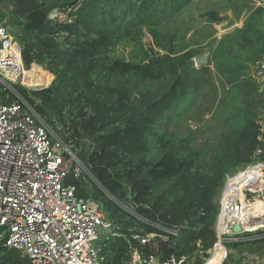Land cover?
<instances>
[{"label": "trees", "instance_id": "1", "mask_svg": "<svg viewBox=\"0 0 264 264\" xmlns=\"http://www.w3.org/2000/svg\"><path fill=\"white\" fill-rule=\"evenodd\" d=\"M193 1L0 0V23L19 43L24 68L35 64L54 76L40 90L15 91L90 174L69 173L64 184L75 185L78 198H92L118 227L119 236L100 246L101 264H129L133 249L159 261L203 264L216 244V197L225 177L264 160V92L252 75L264 64V9L215 41L207 65L196 69L200 50L179 52L160 32ZM205 15L219 22L215 12ZM145 31L160 52L144 47ZM119 46L142 59L116 56ZM204 87L213 99L222 92V121L207 137L188 125ZM149 234L156 237L145 245L132 237ZM252 244L264 251V239ZM0 264L30 262L0 246Z\"/></svg>", "mask_w": 264, "mask_h": 264}, {"label": "built area", "instance_id": "2", "mask_svg": "<svg viewBox=\"0 0 264 264\" xmlns=\"http://www.w3.org/2000/svg\"><path fill=\"white\" fill-rule=\"evenodd\" d=\"M57 15L54 10L48 18ZM29 74L19 43L0 23V246L17 251L30 264H101L100 246L119 236L118 227L92 198H78L76 186L64 184L69 173L75 179L90 174L15 91L16 86L26 89ZM254 74L264 82L263 63L256 65ZM263 177L264 160L225 177L217 197L216 244L206 251L203 264H228L236 251L242 264H264V252L247 251L251 243L264 239V203L256 209L254 198L263 192ZM132 237L145 245L156 235ZM129 264H186V258L159 261L133 249Z\"/></svg>", "mask_w": 264, "mask_h": 264}, {"label": "rangeland", "instance_id": "3", "mask_svg": "<svg viewBox=\"0 0 264 264\" xmlns=\"http://www.w3.org/2000/svg\"><path fill=\"white\" fill-rule=\"evenodd\" d=\"M260 1L261 0H194L188 11L178 13L174 18L165 22L160 28V32L166 39L172 38V44L179 52L199 49L201 53L199 56H205L207 59L206 63L202 66H206L210 59L211 47L222 35L228 33L224 32L222 27L230 20L235 21L236 27H241L245 17L252 10L256 8L264 9V5H260ZM211 11L217 14L219 22L214 23V21H210L208 16L205 15ZM142 42L146 49L153 48L155 52H160L158 48L154 47L153 40L146 31L142 38ZM115 53L116 56H124L127 60L135 59V61H138L142 59V55L136 52L135 49H132L131 46H119ZM193 65L196 69L201 67L196 66L194 61ZM209 67L211 70L210 79L216 84L217 80L214 76V68L212 65ZM25 70L28 72L30 70V80L27 81L26 86L28 90L42 89L44 86L50 85L54 78L52 74L44 71L39 66ZM255 70L256 69L252 72L253 76L255 75ZM48 81L50 82L46 84ZM217 91V96L213 99L214 92L210 87H204L200 90L199 99L192 109V113H195L196 119L188 121V125L192 130L197 129L200 134H204L206 137L212 136L222 121L220 116L221 112L219 111L220 108L216 107L222 92L220 90ZM259 91L264 92V82L260 83ZM182 130H185L184 125L182 126ZM262 191V193H258L254 197L257 201L256 209H260L261 204L264 203V177ZM252 248H254V245ZM235 255H237V251L234 255L229 256L228 264H242L241 259Z\"/></svg>", "mask_w": 264, "mask_h": 264}, {"label": "water", "instance_id": "4", "mask_svg": "<svg viewBox=\"0 0 264 264\" xmlns=\"http://www.w3.org/2000/svg\"><path fill=\"white\" fill-rule=\"evenodd\" d=\"M191 12H194V11H191ZM187 13H189V12H187ZM235 24L236 23H235L234 20H230L224 27H222V30L224 32H229V31H232L235 28H239V27H236ZM193 61H194L196 66L200 67V66H202V65H204L206 63L207 59H206L205 56H198V57L194 58ZM233 231L238 233L240 231V228L238 226H235L233 228Z\"/></svg>", "mask_w": 264, "mask_h": 264}, {"label": "crops", "instance_id": "5", "mask_svg": "<svg viewBox=\"0 0 264 264\" xmlns=\"http://www.w3.org/2000/svg\"><path fill=\"white\" fill-rule=\"evenodd\" d=\"M216 202H217V201H216ZM255 248H256L255 246H254V248H252V243H251L250 246H247V251H248L249 253L253 254V253L256 252ZM247 251H246V252H247ZM258 252H259V251H258ZM263 252H264V251H260L259 253L262 254ZM260 254H259V255H260Z\"/></svg>", "mask_w": 264, "mask_h": 264}]
</instances>
